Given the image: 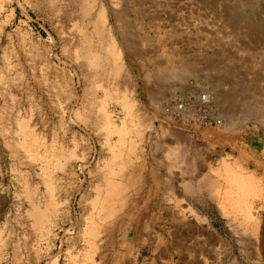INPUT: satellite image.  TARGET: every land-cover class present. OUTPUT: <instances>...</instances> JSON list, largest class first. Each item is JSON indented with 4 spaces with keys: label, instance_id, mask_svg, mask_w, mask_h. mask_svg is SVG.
Listing matches in <instances>:
<instances>
[{
    "label": "rangeland",
    "instance_id": "1",
    "mask_svg": "<svg viewBox=\"0 0 264 264\" xmlns=\"http://www.w3.org/2000/svg\"><path fill=\"white\" fill-rule=\"evenodd\" d=\"M263 5L0 0V264H264Z\"/></svg>",
    "mask_w": 264,
    "mask_h": 264
},
{
    "label": "bare ground",
    "instance_id": "2",
    "mask_svg": "<svg viewBox=\"0 0 264 264\" xmlns=\"http://www.w3.org/2000/svg\"><path fill=\"white\" fill-rule=\"evenodd\" d=\"M243 4V3H242ZM244 5V4H243ZM264 6V5H263ZM251 8V7H250ZM250 8H249V10H250ZM247 9H248V7H247ZM235 10H237V9H235ZM234 10V11H235ZM252 10V9H251ZM263 11H264V8H263ZM228 12V11H227ZM230 13V12H229ZM250 13V12H249ZM257 13V12H256ZM231 14V13H230ZM235 14V13H234ZM239 14V13H238ZM237 14V12H236V14L235 15H233V16H231V17H229V23H230V26L233 28V29H235V30H240V29H244V30H246V33H247V36L249 37H256V38H260V36H262L263 34H264V22L262 23V22H258L259 24H254L252 21H251V18H248V17H252V16H246V17H242V16H240V15H238ZM251 14V13H250ZM249 15V14H248ZM257 18V17H256ZM260 18V17H259ZM258 18V19H259ZM227 19V18H226ZM227 23V22H226ZM128 29V28H127ZM127 32H129V31H127ZM99 33V32H98ZM124 33H125V31H124ZM124 35V34H123ZM131 35V34H130ZM126 36V35H125ZM127 36H129V34L127 35ZM126 36V37H127ZM124 39V38H123ZM126 40H129V39H126ZM130 41L131 40H129V44H131L132 45V43H130ZM133 41V40H132ZM128 44V43H127ZM135 44V43H134ZM110 47H111V45H110ZM134 47V46H133ZM136 47V46H135ZM109 49H111V48H109ZM182 68V67H181ZM216 68V67H215ZM187 69V68H186ZM183 70V69H182ZM174 72H175V70H174ZM177 74V73H176ZM163 75H165V74H163ZM231 76V73H229L228 72V75L225 77V81H227L226 79L228 78V76ZM167 77H169V76H167ZM224 77H222L221 79H224ZM232 77V76H231ZM231 77H229V78H231ZM214 79V78H213ZM219 79H220V77H219ZM223 81V80H222ZM217 82V81H216ZM218 82H219V80H218ZM224 82V81H223ZM228 82V81H227ZM225 83V82H224ZM160 85V84H159ZM218 85V84H217ZM161 86V85H160ZM242 86V85H241ZM241 86H239V88L240 89H242L241 88ZM244 86V85H243ZM217 88V87H216ZM215 88V89H216ZM244 88V87H243ZM164 90V89H163ZM233 90V89H232ZM232 90H230V91H232ZM217 92V91H216ZM233 92L234 91H232V92H226L225 94H222V95H217V97H220V101H217V98H215L214 99V101L218 104L219 103V106H221L223 103H225V105H227V111H229V113L231 114L232 113V115H233V111L235 112V109H237V107H238V105H237V102H238V98H237V96L235 95L236 93H234L233 94ZM236 92H238V91H236ZM220 93V92H219ZM239 94V93H238ZM239 96H241L240 94H239ZM237 98V99H236ZM246 102H247V100H245ZM241 102H243L242 104H246V103H244V101H242V99H241ZM238 103H240V102H238ZM241 104V103H240ZM239 104V105H240ZM251 105V104H250ZM243 107H244V105H243ZM243 107H241V108H243ZM250 108H252V107H250ZM247 109H248V107H247ZM237 110H239V108L237 109ZM251 110V109H250ZM250 110H244L245 112L243 113V114H245V115H248L249 114V111ZM242 111V110H241ZM240 111H238V112H235V114L236 113H239ZM243 112V111H242ZM234 114V115H235ZM253 114V113H252ZM231 115V116H232ZM238 115V114H237ZM241 116H243V115H241ZM255 116V115H254ZM252 117V116H251Z\"/></svg>",
    "mask_w": 264,
    "mask_h": 264
},
{
    "label": "built area",
    "instance_id": "3",
    "mask_svg": "<svg viewBox=\"0 0 264 264\" xmlns=\"http://www.w3.org/2000/svg\"><path fill=\"white\" fill-rule=\"evenodd\" d=\"M208 92L206 91L198 96L190 95L181 99L175 107V116L180 120L197 116L201 123L211 122L215 103Z\"/></svg>",
    "mask_w": 264,
    "mask_h": 264
},
{
    "label": "crops",
    "instance_id": "4",
    "mask_svg": "<svg viewBox=\"0 0 264 264\" xmlns=\"http://www.w3.org/2000/svg\"><path fill=\"white\" fill-rule=\"evenodd\" d=\"M151 174H149L150 176ZM142 176H146V174H142ZM139 187V188H137ZM135 187L134 186V192L137 191V192H143V193H146V192H149L152 187V184H149V181H146V182H143L142 184H140L139 186ZM147 207V206H146Z\"/></svg>",
    "mask_w": 264,
    "mask_h": 264
}]
</instances>
